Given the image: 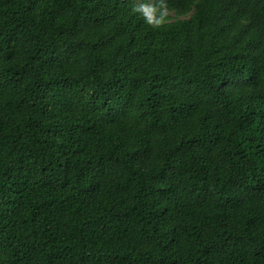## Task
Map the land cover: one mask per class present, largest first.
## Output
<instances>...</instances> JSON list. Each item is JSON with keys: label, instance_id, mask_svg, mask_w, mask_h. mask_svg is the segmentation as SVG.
Instances as JSON below:
<instances>
[{"label": "trees", "instance_id": "trees-1", "mask_svg": "<svg viewBox=\"0 0 264 264\" xmlns=\"http://www.w3.org/2000/svg\"><path fill=\"white\" fill-rule=\"evenodd\" d=\"M134 2L0 0V264H264V0Z\"/></svg>", "mask_w": 264, "mask_h": 264}, {"label": "clouds", "instance_id": "clouds-1", "mask_svg": "<svg viewBox=\"0 0 264 264\" xmlns=\"http://www.w3.org/2000/svg\"><path fill=\"white\" fill-rule=\"evenodd\" d=\"M166 5L167 0H135L131 11L139 13L147 24L159 28L167 20Z\"/></svg>", "mask_w": 264, "mask_h": 264}, {"label": "rangeland", "instance_id": "rangeland-1", "mask_svg": "<svg viewBox=\"0 0 264 264\" xmlns=\"http://www.w3.org/2000/svg\"><path fill=\"white\" fill-rule=\"evenodd\" d=\"M168 15H169L171 18L174 17V13H173V12L168 13Z\"/></svg>", "mask_w": 264, "mask_h": 264}]
</instances>
